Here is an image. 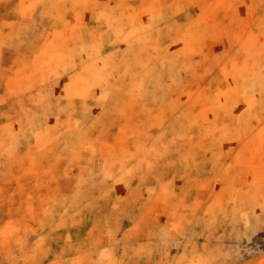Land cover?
<instances>
[{"label":"rangeland","instance_id":"374dc122","mask_svg":"<svg viewBox=\"0 0 264 264\" xmlns=\"http://www.w3.org/2000/svg\"><path fill=\"white\" fill-rule=\"evenodd\" d=\"M0 264H264V0H0Z\"/></svg>","mask_w":264,"mask_h":264}]
</instances>
